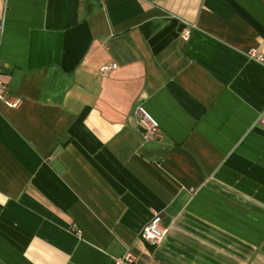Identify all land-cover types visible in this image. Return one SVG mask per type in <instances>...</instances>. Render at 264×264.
Returning <instances> with one entry per match:
<instances>
[{
    "label": "crops",
    "instance_id": "crops-1",
    "mask_svg": "<svg viewBox=\"0 0 264 264\" xmlns=\"http://www.w3.org/2000/svg\"><path fill=\"white\" fill-rule=\"evenodd\" d=\"M251 50L264 0H0V264H264Z\"/></svg>",
    "mask_w": 264,
    "mask_h": 264
},
{
    "label": "built area",
    "instance_id": "built-area-1",
    "mask_svg": "<svg viewBox=\"0 0 264 264\" xmlns=\"http://www.w3.org/2000/svg\"><path fill=\"white\" fill-rule=\"evenodd\" d=\"M189 34L188 30H184L182 37L187 38ZM248 56L257 62H263L264 56L255 50L248 52ZM116 68V64L109 62L100 67L99 71L103 75L110 74ZM0 100H2L8 107L15 108L19 106L21 99L19 97L12 96L2 80V75L0 71ZM138 113V126L142 131V135L145 140H158L162 137V132L158 121L153 118L143 107L139 106L137 108ZM264 114V111H263ZM72 230L80 235V229L76 225L72 227ZM166 234V229L162 227L159 223V219L155 216L148 223H146L141 229L139 236L148 245L155 246L161 242L164 235ZM115 264H136V256L127 249L122 255L114 258Z\"/></svg>",
    "mask_w": 264,
    "mask_h": 264
}]
</instances>
